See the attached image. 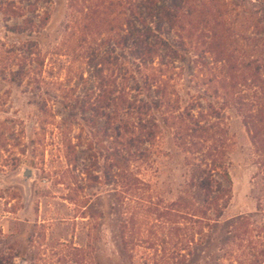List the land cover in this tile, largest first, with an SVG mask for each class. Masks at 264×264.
I'll list each match as a JSON object with an SVG mask.
<instances>
[{
	"label": "rangeland",
	"instance_id": "1",
	"mask_svg": "<svg viewBox=\"0 0 264 264\" xmlns=\"http://www.w3.org/2000/svg\"><path fill=\"white\" fill-rule=\"evenodd\" d=\"M205 3L202 24L187 25L170 36L185 43L180 54L184 59L169 60L173 68L167 99L172 108L152 109L155 136L145 146L148 158H132L127 165L121 139L103 117L94 118L92 112L75 115L63 105L70 98L90 97L97 103L104 96V87L88 66L89 46L81 42L83 34L102 27L91 24L82 30L91 0H0V254L16 256L13 264H130L132 255L135 264H172L167 255L173 253V243L184 241L186 222L178 220L177 232L158 216L187 190L192 164H211L214 149L211 139L179 136L181 124L175 117L185 113L191 114V122L211 128L213 138L222 143L232 185L221 223L259 212L264 175L233 106L238 90L231 87L238 84L243 94L253 95L257 84L248 77L233 79L240 72L230 69L260 50L254 45L263 44L264 13L253 0ZM47 16L48 24L34 37L45 60L39 86L13 82L5 70L7 60L23 52L31 38L10 28L26 18L39 23ZM104 17L116 18L114 28H120L119 17H109L107 11ZM253 17L262 21L257 27ZM109 29H102L94 48L107 50ZM210 29L216 30V40L206 35ZM104 112L109 111L99 113ZM126 170L140 182L130 191L119 177ZM215 178L220 179L216 173ZM133 213H139L136 238L144 243L128 255L120 229ZM213 239L206 247H196L186 264H221L217 258L223 255V238ZM186 253L181 250L182 256Z\"/></svg>",
	"mask_w": 264,
	"mask_h": 264
},
{
	"label": "trees",
	"instance_id": "2",
	"mask_svg": "<svg viewBox=\"0 0 264 264\" xmlns=\"http://www.w3.org/2000/svg\"><path fill=\"white\" fill-rule=\"evenodd\" d=\"M207 1L209 0H91V5L86 7L87 13L83 18L85 25L82 30L88 31L91 24L102 26L95 27L90 34H83L81 42L89 46L88 66L93 68L94 72L91 75H94L93 77L100 81L101 87H104V96L97 103H92V99L87 97L86 100L76 101L70 98L63 105L75 115L92 112L95 114L94 118L99 115L103 117L108 129L121 139L127 156L124 160L127 165L132 158L138 160L148 158L149 149L145 146L151 144L155 136L153 130L155 126L151 121L152 109L172 108L167 99L169 88L167 80L173 68L169 60L175 62L184 59L180 54L185 52V43L182 37H178L180 43H176L171 41L170 36L174 30L181 33L187 25L201 23ZM253 1L259 4L264 13V0ZM106 11L109 17L116 15L120 18L118 30L113 24L116 18L105 19ZM252 20L257 27L259 23L264 22V15L260 22L255 17ZM48 22V16L42 18L39 23L33 18H26L21 24L10 28L13 33L28 34L31 38L23 44V52H14L7 60L5 70L8 69L7 73L13 82L28 81L39 86L45 60L34 37L40 34ZM205 24L207 25V22ZM104 27L110 28L105 32L108 33L107 39L104 40L107 50L96 49L94 46L104 35L102 32ZM208 31L206 35H210L214 40L218 38L216 30ZM253 43L258 41L253 39ZM254 47L260 49L253 52L258 55L252 54V60L238 66L233 64L230 70L233 73L240 72L238 76L233 75V79L251 78L253 84H257L254 85L258 89L257 92L246 95L239 87L237 88L238 84L233 83L231 87L238 90L233 99V106L241 115L243 124L251 136L254 154L257 156L256 165L264 175V39L263 44L259 42ZM2 57L3 54L0 53V65L3 63ZM113 68H117L115 71L119 74H114ZM105 72L109 75H105ZM154 96L157 98L156 101ZM101 109L109 112L100 114ZM190 115L185 113L178 118L175 117L181 124L178 129L179 136L195 141L211 139L214 149L211 150L213 152L210 156L211 164L206 168L192 164L187 190L166 206V210L158 216L174 227L180 219L186 222L184 241L173 243L174 251L167 255L168 261L171 260L172 264L174 262L186 264L188 258L192 259L195 256L196 247H206L214 240V235H221L223 240L219 250L223 251V255L217 258L218 262L264 264L263 200L260 199L258 202L257 214L240 216L230 222L221 223L231 200L232 185L228 165L224 161L222 143L213 138L216 133L211 128L201 127L195 121L191 122ZM95 121L96 119L92 120L97 124ZM3 140L2 133L0 142ZM191 143L192 146L196 145L195 142ZM126 173L119 177L127 182V190L130 191L140 182L127 170ZM215 173L220 179L215 178ZM138 215L139 213L131 214L129 221L121 225L120 238L123 250L127 254H134L135 249L144 243L136 238L139 233ZM174 230L178 232L179 228L176 227ZM181 250L187 253L182 256ZM14 257L16 256L0 254V264H13ZM129 260L130 264H135L134 255L130 256Z\"/></svg>",
	"mask_w": 264,
	"mask_h": 264
}]
</instances>
